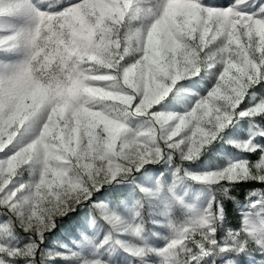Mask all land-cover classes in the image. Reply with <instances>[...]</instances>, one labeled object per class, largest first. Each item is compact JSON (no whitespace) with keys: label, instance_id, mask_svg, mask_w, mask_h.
<instances>
[{"label":"snow or ice","instance_id":"1","mask_svg":"<svg viewBox=\"0 0 264 264\" xmlns=\"http://www.w3.org/2000/svg\"><path fill=\"white\" fill-rule=\"evenodd\" d=\"M60 262L264 264V0H0V264Z\"/></svg>","mask_w":264,"mask_h":264},{"label":"rangeland","instance_id":"2","mask_svg":"<svg viewBox=\"0 0 264 264\" xmlns=\"http://www.w3.org/2000/svg\"><path fill=\"white\" fill-rule=\"evenodd\" d=\"M211 147H212V146H209V153L211 152ZM233 151H235V150H233ZM206 155H207V154H206ZM201 159L203 160L204 158L202 157ZM214 159H218V157H214ZM198 164H199V162H198ZM193 167H194V170H195L196 166H193ZM188 183H189L190 185H192L193 188H198V187H200L199 185H195V184H193V182H191V181H188ZM61 230H62V228H61ZM157 231L161 232V233H162V236L167 234V233H166V229H164L163 227H157ZM59 235H60V229L58 228V229L56 230V233L52 236L51 239H52V240H55L56 237L59 236ZM155 243H156V245H157L158 247H163V246H164V240H163V239H158V240L155 241ZM60 264H63V262H60Z\"/></svg>","mask_w":264,"mask_h":264},{"label":"trees","instance_id":"3","mask_svg":"<svg viewBox=\"0 0 264 264\" xmlns=\"http://www.w3.org/2000/svg\"><path fill=\"white\" fill-rule=\"evenodd\" d=\"M63 226H61V228H62Z\"/></svg>","mask_w":264,"mask_h":264}]
</instances>
